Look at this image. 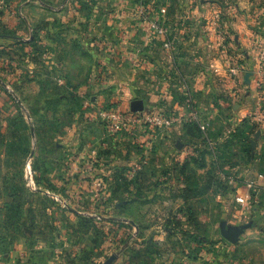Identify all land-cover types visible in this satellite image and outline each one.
I'll use <instances>...</instances> for the list:
<instances>
[{
	"label": "rangeland",
	"instance_id": "1",
	"mask_svg": "<svg viewBox=\"0 0 264 264\" xmlns=\"http://www.w3.org/2000/svg\"><path fill=\"white\" fill-rule=\"evenodd\" d=\"M200 1L118 0L136 12L126 25L123 15L110 17L113 28L96 24L99 16L82 0L70 3L77 14L48 9L29 24L7 14L4 23L0 8V34L8 32L0 40L3 261L13 248L26 264H264V209L255 207L259 200L241 202L246 188L232 190L244 182L227 172L248 160L233 139L249 134L245 152L256 159L264 103L247 115L250 125L236 127L226 112L191 111L185 138L170 141L169 128L151 122L167 111L168 88L182 82L184 44L223 41L237 65L249 55L221 12L214 24L200 23ZM214 1L248 10L241 17L249 56L264 85V0ZM56 53L68 60L58 62ZM112 113L131 117L129 127L112 131ZM182 144L198 156L184 163L156 156ZM136 150L133 165L141 169L131 173ZM246 224L236 242L222 234Z\"/></svg>",
	"mask_w": 264,
	"mask_h": 264
},
{
	"label": "crops",
	"instance_id": "2",
	"mask_svg": "<svg viewBox=\"0 0 264 264\" xmlns=\"http://www.w3.org/2000/svg\"><path fill=\"white\" fill-rule=\"evenodd\" d=\"M74 1L78 0H54V5H49L45 0H3L0 1V8L6 11L3 18L4 23L7 14V16L9 15L8 17H14L16 24L25 21L29 24L30 21L33 20L31 15H34L35 13L44 14L48 9L54 10L60 15L63 13L66 15H74L76 10L70 8V3H73ZM82 1L89 2L92 5L90 13L94 12L99 16V21L96 22V24L101 28H105L106 26L111 28L116 27L110 22L109 18L113 15L116 16L117 14L124 16H118V19L124 20L125 25L131 23V15L136 12L129 8L124 9L123 6H120L119 3L116 2L118 0ZM6 2H9L11 6L6 5ZM211 5H213L212 10H210ZM196 10L197 13L200 14V23L204 21V24L208 25L209 23L214 24L216 22V19L218 18V15L216 14L217 12H221L225 16L227 15L222 19L223 23L225 25L227 24V27H230V29L235 31V37L238 40H241L237 41L238 45H240L242 49L248 50L249 55L252 53L250 42L251 37L250 33H248V20L245 16L241 17V15H247L246 12H248V10L238 5V3L235 4V6L228 5L223 7V5L214 0H201ZM88 12L89 11H85V15ZM122 17L124 19H121ZM7 35L8 32L0 34V40H8ZM78 42L87 45L91 41ZM191 44L193 45V48L192 50H188L187 48L190 47ZM167 45L169 46L168 43L166 46ZM226 48L225 44L223 45V41L215 40L195 41L194 43L190 42L188 45L184 44V46H182V61L181 63L179 62L182 69V74L180 76L182 82L175 81L176 83H172L171 81L172 85L167 90L168 94H170V98L168 99L169 106L166 103L163 105L167 108V111H165L173 115L176 121L171 127H169V129L167 128V136L169 137L167 141H170L173 138L178 139V137L181 136L185 138L186 134L182 133V124L185 125L187 122H191L196 118L195 116H192L191 111L197 113V111L204 112V110H212L216 111L215 114L219 111L226 112L228 115L226 117V120L228 121L227 124L236 127L245 124L250 125V118H248L247 115L251 110L258 111L262 109V104L264 103V85H260L259 83L261 74L256 68L254 58H252V55L249 56L244 54V60L240 65H237V63L240 62L236 59H232V55L226 54L224 50ZM56 59L58 62L68 60L65 55L64 58H62L60 53H56ZM234 66L238 68H235ZM171 78L177 79L175 73H172ZM180 126L181 128H179ZM203 127H206V124H204ZM235 131L236 130H234V133ZM229 132L232 133L233 130L231 129ZM136 135L137 134H134V136ZM231 136L234 138L235 134H231ZM255 136V152H257V154L256 159L253 160V162L250 160V152H245V144H249L251 141L249 134L246 138L245 135H243L240 136L241 138L238 137L237 139H233V143L234 141H240L242 144L241 152L243 158L247 155L248 160L246 162L243 161L242 163H233L228 167L227 172L233 173V175L230 176L232 182H235L236 179L237 181L241 180L244 182H242L243 184L241 186L237 184L232 190L233 193L235 194L236 191L242 192L243 188H246L247 191L245 193L242 192L246 196L240 198L242 199L241 202H249V200L256 202L259 200L254 205L255 207L258 206L261 211V209H264V126H261V128L256 130ZM203 142L205 141H201V143ZM184 146L185 145L182 144V148L179 150L166 151L161 154L157 153L156 156L162 159L165 157L168 162H172L176 159L178 162L182 161L183 163L198 156L197 151L191 149L188 150L187 147ZM139 156L140 153L138 152V154L133 156L135 158L132 157L133 159L130 161V165L134 166L131 173H138L141 169V165H133L135 162H138V158H140ZM177 165V163L176 165L175 163L173 164L174 167H177ZM178 172L179 170L177 169L176 173L178 174ZM15 253L16 252H14L13 248H8L4 251L3 254L5 255V260L10 261L5 263L6 261H3L1 256L2 252H0V264H26L24 252H22L21 255Z\"/></svg>",
	"mask_w": 264,
	"mask_h": 264
},
{
	"label": "built area",
	"instance_id": "3",
	"mask_svg": "<svg viewBox=\"0 0 264 264\" xmlns=\"http://www.w3.org/2000/svg\"><path fill=\"white\" fill-rule=\"evenodd\" d=\"M175 118L173 115L162 112L156 114L152 119L151 122L156 127H164L169 128L173 125ZM132 118L129 116H125L120 113H112L111 115V122L113 127H111L112 131H118L119 129H123L129 127ZM110 126V125H109Z\"/></svg>",
	"mask_w": 264,
	"mask_h": 264
},
{
	"label": "water",
	"instance_id": "4",
	"mask_svg": "<svg viewBox=\"0 0 264 264\" xmlns=\"http://www.w3.org/2000/svg\"><path fill=\"white\" fill-rule=\"evenodd\" d=\"M248 226L249 225L246 224L240 227H232L228 229L226 227H223L222 234L230 242H236L240 238L241 234L244 232L246 227Z\"/></svg>",
	"mask_w": 264,
	"mask_h": 264
}]
</instances>
